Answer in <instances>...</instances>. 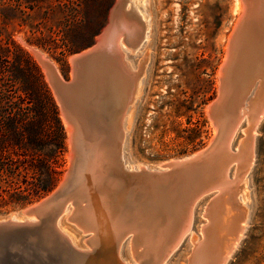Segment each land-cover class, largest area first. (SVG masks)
<instances>
[{
  "label": "rangeland",
  "instance_id": "rangeland-1",
  "mask_svg": "<svg viewBox=\"0 0 264 264\" xmlns=\"http://www.w3.org/2000/svg\"><path fill=\"white\" fill-rule=\"evenodd\" d=\"M116 1L0 0V58L3 56L2 50L9 43L21 48L31 57L40 70L64 129L66 148L63 155L64 167L55 188L69 167L68 127L60 116L53 91L33 51L45 57L61 79L69 81L72 68L70 58L94 44L107 24L109 12ZM140 1L128 0L125 7L129 9L133 5L136 12L144 16L142 19L146 23L144 38L132 51L118 45L123 60L129 63L132 69H137L139 63L147 58L146 73L142 77L143 92L135 105L130 108H128L129 104L125 105L126 112L123 110L125 115H121L122 126L126 131L124 142L126 152L123 157L125 156V162L129 165L158 168L164 162L181 159L203 149L215 136L216 130L208 116V106L218 96L219 72L226 58L229 38L240 16L238 9L241 8V3L240 0H148L147 9L143 10L141 7L143 1ZM249 27L242 36L243 40L235 58H240L241 47L250 48V37H246ZM259 27L260 25L257 29ZM260 29L264 31V27ZM258 33L260 37L256 43L258 50H254L255 54L250 52L254 56L251 55L249 58L253 57L249 61L251 63H248L247 70H244L247 73L248 71L251 73L253 68L258 70V73L251 75L249 81H244L243 107H246V112L258 95L260 81L264 84L262 58L264 38L261 37L264 32L260 35V32L256 31L255 35ZM243 62L240 70L244 65ZM240 79H242V70ZM263 89L260 92L259 102H256L259 108L264 105ZM101 94L92 99V109L98 108L102 111L101 108L106 109V105L109 104L107 101L111 102L110 93H106L107 96L104 95L105 92ZM108 96L110 99H105ZM237 96L241 98L239 94ZM113 107L112 104L109 108L113 109ZM240 107L242 106L236 107L235 110L238 108L239 111L242 110L243 108ZM118 108L110 110V113L116 110L115 113H118L120 110ZM237 115H241V112ZM249 128L250 118L246 115L237 125L229 144L232 152L237 151L239 145L248 136ZM245 148L248 149L247 146ZM252 154L253 161L247 169L245 168L247 160L240 157V163L245 164L244 168H241L245 174L241 173L235 185H232V190L235 191L237 186L243 185V182L241 183L243 178L246 180L247 195L244 202L246 211L242 213L246 216L242 222L243 234L225 264H264V113L252 130ZM235 173L236 165L231 164L227 171L228 178L233 179ZM209 199L210 197L206 196L195 205L190 233L183 237L179 246L163 264L188 263L194 244L192 240L198 243L202 239L201 227L207 222L203 217V210ZM26 206L0 213V217L19 213ZM230 213L232 214L229 225L232 227L238 222L239 217L233 209ZM221 214L219 212L218 216L213 218L215 229L219 227L218 233L214 229L217 234L213 235L215 254H219L216 250L225 247L228 237L227 227L224 225H227V221ZM67 225L81 232L75 225L71 223ZM84 237L83 235L82 239ZM79 239V246H83L82 239L80 237ZM228 239H231V234ZM120 253L124 260L132 261L127 240L122 243Z\"/></svg>",
  "mask_w": 264,
  "mask_h": 264
},
{
  "label": "water",
  "instance_id": "water-1",
  "mask_svg": "<svg viewBox=\"0 0 264 264\" xmlns=\"http://www.w3.org/2000/svg\"><path fill=\"white\" fill-rule=\"evenodd\" d=\"M240 3L242 13L228 41L218 96L208 106L216 134L203 149L164 162L158 168L142 166L140 171H127L122 164L124 130L113 121L114 113L110 119L104 112L85 114V121L79 122L76 115L81 117V108L76 105L72 111L69 107L68 92L80 82L76 68L116 49L119 29L123 27L121 18L129 19L126 0H117L112 6L107 24L94 44L70 58L74 70L69 81L61 79L53 65L33 51L68 127L69 167L49 194L19 213L0 217V264H163L187 233L195 205L209 196L203 210L207 222L201 227L199 242L206 238L214 216L227 201L228 188L243 173L239 159L244 147L249 151L246 169L253 156L251 125L248 136L232 152L229 144L237 121L227 126L218 116L229 99L224 87L231 82L230 66L246 22L253 13L259 14L264 0ZM231 164L236 165L233 179L227 176ZM67 208L71 211L66 223L75 225L85 236L83 246L73 245L57 227ZM173 216L179 220L176 231L170 225ZM129 224L131 228L125 230ZM126 240L130 262L120 254ZM198 248L194 243L187 264H197Z\"/></svg>",
  "mask_w": 264,
  "mask_h": 264
},
{
  "label": "bare ground",
  "instance_id": "bare-ground-1",
  "mask_svg": "<svg viewBox=\"0 0 264 264\" xmlns=\"http://www.w3.org/2000/svg\"><path fill=\"white\" fill-rule=\"evenodd\" d=\"M127 1L128 0H126V3H127ZM142 1H143V4H141V7L143 10L144 9L146 10L148 0H141L140 2H142ZM238 6H240V5H238ZM129 8H130L129 19H125V16H124V18L123 17L121 18V25L123 27H122V29H119L122 33L121 32L118 33L119 36L117 37V40H116V49L113 50L112 52L107 51L105 54L100 55V56L92 59L91 61H88L87 63L83 64L82 66L76 68V71L80 75V82L77 85V88L75 87L73 90L69 91L68 95H69V102H70L69 103L70 110L73 111V108H75L76 105H78L81 108V112H80L81 117L76 115V118H77V120H79V122L85 121V119L87 118V117L83 116L85 114H86L85 116H88L91 113L102 112V111L107 113V117H109V119H110V118H112L111 116L113 114V111H112V113H110V110H113L114 108H118V107H119L118 109H120L118 111V113L122 112V116H123V115H125V112H126V110H124L125 105L129 104L128 108L135 105L136 101H138V99L140 98V96L143 92L144 78H142V77L146 73L147 58L142 60L139 63L137 69H132L133 67H131V65L129 63H127L126 61L123 60V58H122L123 54L119 51V48H118V45H120V47L124 46V48H126L127 50L132 51L133 49H135L139 45L140 40H142L144 38V31H145V24H146L142 20L144 16H140L136 12L137 10L133 7V5H131ZM241 8L239 7V9H238L240 14L242 13ZM253 14L250 16L251 19L247 20V22H246L247 25H245L246 28L244 29V32L242 33V36H244V34L246 33L245 31H247L246 30L247 27L250 26L249 32L247 33V36H246L248 38L250 37V39H249V41L251 40L250 48H246L248 46H246L245 48L241 47L240 48L241 52L239 51L241 54H239V52H238V54L240 55V58H234L233 61L231 62V66H230V71H231V73H230L231 80L230 81L231 82H230L228 88H226V85L224 87L226 89V93H227L229 99H228V101L226 100L227 102L224 104L225 106L222 109H220L219 114H218L219 118L225 124H227V126L228 125L231 126V125L235 124L236 121H237V125H238L239 122L247 115L250 118V125L252 128L251 130H253V127L255 126V124L258 122V120L262 117V115L264 113V107L259 108V106L256 105V102H259V99L261 96L260 92H262L261 89L264 88V84H262V81H260L258 95H256V98L250 104L249 111L246 112L245 111L246 107L245 106L243 107V101H244L243 94H244V88H245L244 87V81H246V80L249 81L250 77H252L251 75L258 73V70H256L253 67H252L253 69L251 68L252 69L251 73H249V71H248V73L244 72V70H247L246 67L248 68V63L249 64L251 63L249 61L253 57L251 59H249V58L251 57L252 53L255 54V52L258 50L256 43L260 37H259V33H258V35H255L256 31H259L260 35L264 32L263 30L260 29L261 27H264V3L261 4L259 14H257V13H253ZM258 25H260L259 29H257ZM147 29H148V27H147ZM242 36H241V40H243ZM261 37L264 38V33L261 35ZM241 40L239 42H241ZM254 40H256V41L252 42ZM263 44H264V42H263ZM237 47L239 48L240 44H238ZM262 48H260V49H262ZM254 50H256V51H254ZM250 52H252V53H250ZM260 53H261V51H260ZM254 54L252 56H254ZM263 54H261V55H263ZM235 56H237V55H234V57ZM262 58L264 59L263 56H262ZM243 60H246V61L243 62ZM242 62L244 65L241 69L242 70V79H240V77H241L240 65ZM148 66H149V64H148ZM73 70H74V68L72 67L71 71H73ZM238 70H239V73H238ZM221 75L222 74H221V70H220L219 78L221 77ZM243 76L245 78H243ZM227 77H228V75H227ZM254 79H255V77H254ZM130 89H131V91H129ZM232 89H234V91H232ZM104 92H105L104 95H106V93H110V95L112 97L111 102L106 100L109 104L106 105V109L101 108L102 111H100L98 108L92 109V107H91L92 99L95 96H98L99 94L104 93ZM76 94H78V95H76ZM238 94L241 96V98H239L237 96ZM75 95L77 96V98ZM105 99H110V97L108 96ZM75 102H78V104H75ZM103 102L105 103V101H103ZM99 103L97 105H99ZM253 103L255 104L254 106H253ZM92 104L96 105V103H92ZM112 104L114 106L113 109H111L112 107L109 108ZM103 105H105V104H103ZM239 106H242V107H240V109H242V108L243 109L240 111H239V108H238V110H235V108L239 107ZM101 107H104V106H101ZM123 110L125 111L124 114H123ZM251 110H252V112H251ZM129 111H131V110H129ZM238 112H241V115L236 116V114ZM118 113L114 114V116H113L114 120L113 121L122 126V118H121V116L118 115ZM128 116H130V115H128ZM237 125H236V128H237ZM122 128L124 130L123 145H122V156H123V154L126 152V151H124L125 150L124 149V145H125L124 142H125V132L126 131H125L124 127H122ZM246 149L247 148L244 147V149H243L244 151L242 152L240 157H244L247 160V155H248L249 151H248V149L247 150ZM124 157H123L122 164L124 163V167L127 169V171H129V172L140 171V169L142 167L141 165H139L138 167H136V165L135 166L129 165V163L125 162ZM241 165H240V167L244 168L243 166L245 164L242 166ZM143 167L148 168L147 166H143ZM149 169H151V168H149ZM243 174H245V173H243ZM242 182H243V185L237 186L235 191L232 190L233 189L232 187L235 185L236 181L233 184V186L228 188L227 201H226L225 205H223L220 208V210H221L220 213H222L221 215L227 221V225L224 224L227 227L226 228L227 229V235L226 236L229 237V235L231 234V239H228V237H227V242H225L226 243L225 247L223 246L224 247L223 249L219 248V250H216L217 252L219 251V254H215L213 252V250L215 248L214 247L215 245H213L215 243L214 242L215 240L213 239V235L215 233L214 231L216 230L215 229L216 224L214 223V219H213L212 227L208 230L206 238L203 241L197 243V245L199 246V248H198L199 253L197 254L198 258H196L197 264H218V262L220 260H222V262L220 264H225V262L230 257L232 250L234 249L238 240L240 239L241 234H243L242 231L244 228V225H243L244 223H242V222L245 220L244 217L246 215L244 214V216H243L242 213H245V211H246V209L244 208V202H245V197L247 195V194H245L246 190H247L246 185H245V183H246L245 178H243V181H241V183ZM232 209L235 210V214L239 217V220L236 224H234L232 227H230L229 219H230V214H232V213H230L232 211ZM247 210H249V209H247ZM70 211H71V208H67L65 214L62 217H60L59 220L57 221V227L71 241V243L73 245L80 247L78 244L79 240H80L79 237L82 239L83 234L81 232L79 233L77 230L72 228L70 225H67L66 220H65ZM218 214L215 215V217H217ZM177 217L180 218L179 214H177ZM177 217L175 216L174 218L171 219V223L169 222L172 230H175V231H176V228L178 227L177 221H179ZM224 218H223V220L225 222ZM155 223H156V220H155ZM220 223H221V221H220ZM245 225H246V223H245ZM130 228H131V225L129 224L125 227V230H128ZM218 228L219 227H217V230H216L217 233H218ZM226 229H224V230L226 231ZM190 230H191V226L189 227V229L186 232L190 233ZM220 232H222V231H220ZM187 233H184V234L186 235ZM217 233H215V234H217ZM82 241H83V239H82ZM192 241H194V243H196L194 239ZM216 242H217L216 244H218V241H216ZM223 243H224V241H223ZM160 245H162V244H160ZM118 257H119V259L121 258L120 256H118ZM155 257H156V259L159 258V255L155 254ZM124 261L128 262L126 260H124Z\"/></svg>",
  "mask_w": 264,
  "mask_h": 264
},
{
  "label": "trees",
  "instance_id": "trees-1",
  "mask_svg": "<svg viewBox=\"0 0 264 264\" xmlns=\"http://www.w3.org/2000/svg\"><path fill=\"white\" fill-rule=\"evenodd\" d=\"M9 44L0 58V213L52 191L66 150L64 129L38 66Z\"/></svg>",
  "mask_w": 264,
  "mask_h": 264
}]
</instances>
